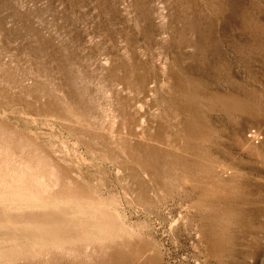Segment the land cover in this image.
Wrapping results in <instances>:
<instances>
[{
	"label": "rangeland",
	"instance_id": "rangeland-1",
	"mask_svg": "<svg viewBox=\"0 0 264 264\" xmlns=\"http://www.w3.org/2000/svg\"><path fill=\"white\" fill-rule=\"evenodd\" d=\"M0 264H264V0H0Z\"/></svg>",
	"mask_w": 264,
	"mask_h": 264
},
{
	"label": "bare ground",
	"instance_id": "bare-ground-1",
	"mask_svg": "<svg viewBox=\"0 0 264 264\" xmlns=\"http://www.w3.org/2000/svg\"><path fill=\"white\" fill-rule=\"evenodd\" d=\"M11 217V216H10ZM40 220H41V218H39ZM39 219H37V220H39ZM8 220V219H7ZM44 220V219H43ZM17 221V220H16ZM42 221V220H41ZM47 221V220H46ZM47 230V229H46ZM6 233V232H5Z\"/></svg>",
	"mask_w": 264,
	"mask_h": 264
}]
</instances>
